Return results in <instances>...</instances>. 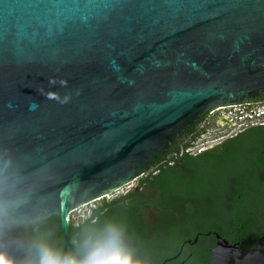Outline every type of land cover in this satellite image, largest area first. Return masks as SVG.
Masks as SVG:
<instances>
[{"label": "water", "instance_id": "1", "mask_svg": "<svg viewBox=\"0 0 264 264\" xmlns=\"http://www.w3.org/2000/svg\"><path fill=\"white\" fill-rule=\"evenodd\" d=\"M262 100L264 0H0V233L55 216L76 255L70 212ZM215 239L208 264H264Z\"/></svg>", "mask_w": 264, "mask_h": 264}, {"label": "flooded vegetation", "instance_id": "2", "mask_svg": "<svg viewBox=\"0 0 264 264\" xmlns=\"http://www.w3.org/2000/svg\"><path fill=\"white\" fill-rule=\"evenodd\" d=\"M226 110L198 117L131 182L90 202L88 213L73 220L70 212L73 252L81 255L85 237L112 224L124 229L125 242L145 264H208L215 235L237 246L239 259L255 251L264 258V120L238 119L231 109L234 118L211 120ZM199 176L213 182L192 184ZM129 218L137 224L123 226ZM41 222L0 233V257L8 264H36L42 244L64 254L59 222L58 230ZM154 237L158 242L150 246Z\"/></svg>", "mask_w": 264, "mask_h": 264}, {"label": "clouds", "instance_id": "3", "mask_svg": "<svg viewBox=\"0 0 264 264\" xmlns=\"http://www.w3.org/2000/svg\"><path fill=\"white\" fill-rule=\"evenodd\" d=\"M0 264H8V261L0 257ZM36 264H145V262L134 257L124 240V229L109 224L99 234L85 237L83 252L79 256L71 253L61 254L47 244L40 245Z\"/></svg>", "mask_w": 264, "mask_h": 264}, {"label": "built area", "instance_id": "4", "mask_svg": "<svg viewBox=\"0 0 264 264\" xmlns=\"http://www.w3.org/2000/svg\"><path fill=\"white\" fill-rule=\"evenodd\" d=\"M222 109H227L224 112H221L220 115L227 118L232 119L234 118V112L229 111L236 110L237 118L243 120H264V101H259L255 103H244V104H233V105H226L223 107H219ZM216 108V109H219ZM212 112V111H210Z\"/></svg>", "mask_w": 264, "mask_h": 264}, {"label": "trees", "instance_id": "5", "mask_svg": "<svg viewBox=\"0 0 264 264\" xmlns=\"http://www.w3.org/2000/svg\"><path fill=\"white\" fill-rule=\"evenodd\" d=\"M166 166L169 167V165H166ZM211 182H213V181H207V179H205L202 176L196 177V178L192 179V181H191L192 184L197 185V186L198 185L199 186H202V185H204L206 183H211ZM257 199H259V196H258ZM257 221H259V219ZM41 223H43L46 227H48V226H54L55 229L57 228V230H58V219L55 216H50V217L46 218L45 220H43V222H41ZM122 223H123V226H128V225L131 226V225H136L137 224V221L136 220L135 221H132V219L129 218V219H124L122 221ZM242 224H243V222H242ZM71 230H73V229L71 228ZM135 237L138 238V239H140V241L142 242L143 245H147L145 239L142 236V234L136 233L135 234ZM157 242H158L157 237H154V241L153 242H150L149 245L150 246H155L157 244Z\"/></svg>", "mask_w": 264, "mask_h": 264}, {"label": "rangeland", "instance_id": "6", "mask_svg": "<svg viewBox=\"0 0 264 264\" xmlns=\"http://www.w3.org/2000/svg\"><path fill=\"white\" fill-rule=\"evenodd\" d=\"M219 115H220L219 113H216L215 115H213L211 117V120L216 119ZM213 132L216 133L217 130L216 129H213L212 131H208L207 133H204L202 135V137H200V138H202V139L203 138H207L208 137V134H212ZM123 190H124V188H123ZM91 205H92V203H89V204H87L85 206H82V207L76 209L75 211H73L71 213L72 219L73 220H77V218H79L80 216H83L84 214L88 213V210H89V208H90Z\"/></svg>", "mask_w": 264, "mask_h": 264}]
</instances>
